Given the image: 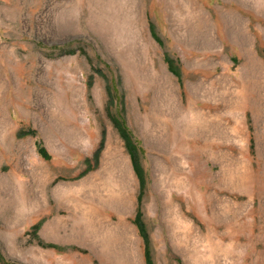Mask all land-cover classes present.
Segmentation results:
<instances>
[{
  "label": "rangeland",
  "instance_id": "obj_1",
  "mask_svg": "<svg viewBox=\"0 0 264 264\" xmlns=\"http://www.w3.org/2000/svg\"><path fill=\"white\" fill-rule=\"evenodd\" d=\"M105 79L140 148L152 264H264V0H0L3 258L144 264Z\"/></svg>",
  "mask_w": 264,
  "mask_h": 264
},
{
  "label": "trees",
  "instance_id": "obj_2",
  "mask_svg": "<svg viewBox=\"0 0 264 264\" xmlns=\"http://www.w3.org/2000/svg\"><path fill=\"white\" fill-rule=\"evenodd\" d=\"M148 26H149V31H150V34L152 35V37L156 41L159 42L160 40L158 39V37L153 32L152 26L150 23L148 24ZM67 52H72V49H67ZM162 58L166 64L167 69L171 73H173L177 77V79H179V68H178L176 60L173 57H171L167 52H163ZM94 71L96 73L102 75V76L104 75L103 73L100 72V70L97 67H94ZM91 79H92V76L88 75L87 80H86L87 86L91 85ZM105 80H106L105 81L106 102L104 105L105 114L108 117L109 121L111 122L112 126L115 128L118 136L121 138L123 146H124V148L128 154L132 170H133V172H134V174L138 180V190H137V193L135 196L136 207H135V210H134V213L132 216V222L134 223V225L137 229L138 235L141 237L142 254H143L144 264H152V259H151V255L149 252V236H148V233L145 229L144 222L142 220V214H141L140 203H139L141 193H142L143 184H144L143 170H142L141 165L139 164V161H138V151L140 150V148L138 147L137 142L132 138L131 134L129 133V130L125 126L123 118L121 117V112L123 111L122 98L119 97L118 99H116V98L114 99L115 96L112 92L113 91L112 83H111V81H107V79H105ZM111 108H113V111ZM34 132H35L34 129L30 128V127L19 128L16 132V135L21 136L24 134H34ZM103 138H104V130L102 128L100 131V137H99L97 144H96V146L93 149L92 154H91V158L93 160L92 164L88 162V158L86 157L84 159L86 162L85 167L82 170H80L76 174V176H80L84 172H86V171H88V170H90L96 166L99 152L103 146V140H104ZM34 143H35V147H36L37 152L43 158H47L49 155H48L45 147L41 143V141L39 139H36L34 141ZM38 225H39L38 221L31 224L32 231L34 233H35ZM46 245L54 246L51 243H46ZM0 264H15V263L10 261V260L3 258V256L0 254Z\"/></svg>",
  "mask_w": 264,
  "mask_h": 264
}]
</instances>
